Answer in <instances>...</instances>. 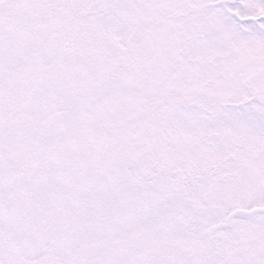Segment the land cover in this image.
Wrapping results in <instances>:
<instances>
[{
	"label": "snow or ice",
	"instance_id": "6c2138e0",
	"mask_svg": "<svg viewBox=\"0 0 264 264\" xmlns=\"http://www.w3.org/2000/svg\"><path fill=\"white\" fill-rule=\"evenodd\" d=\"M0 264H264V0H0Z\"/></svg>",
	"mask_w": 264,
	"mask_h": 264
}]
</instances>
